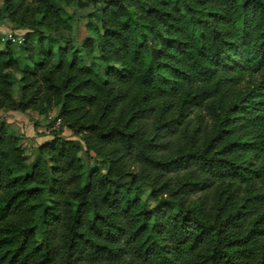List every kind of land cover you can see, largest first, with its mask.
<instances>
[{"label":"trees","instance_id":"obj_1","mask_svg":"<svg viewBox=\"0 0 264 264\" xmlns=\"http://www.w3.org/2000/svg\"><path fill=\"white\" fill-rule=\"evenodd\" d=\"M92 4L78 49L66 7ZM0 18L28 30L3 39L0 109L60 107L103 162L56 134L28 164L0 125V264H264V0H0Z\"/></svg>","mask_w":264,"mask_h":264},{"label":"rangeland","instance_id":"obj_2","mask_svg":"<svg viewBox=\"0 0 264 264\" xmlns=\"http://www.w3.org/2000/svg\"><path fill=\"white\" fill-rule=\"evenodd\" d=\"M93 8L94 4L85 10H79L80 8L78 9V7H66V9L71 14L74 13L76 18H81V22L78 24L76 32H65V36L71 37L73 34L76 36L74 46L78 49L83 45L87 38L92 36V33L87 27V23L90 17L89 14ZM95 23H97V21H95ZM27 33L28 30L26 28L21 27L12 20L8 18H0V49L5 47V42L3 39L13 42V39H24ZM13 47L16 50L18 49L17 45H14ZM80 53L84 57L86 63L91 64L90 58L87 52H85V49H82ZM95 54L98 55V52H95ZM101 75L103 74L101 73ZM20 79L21 76L17 73L15 75V81L13 85V98L16 102L19 101ZM133 93L134 91H132V94ZM59 110L60 107H57L54 110L48 112L46 115H40L38 112L33 110L21 112L8 108H2L0 109V125H4L7 129L14 130L16 134L20 136V146L25 150L28 164H33L35 162L40 148L48 141H51L53 139V135L60 134L64 138L80 143L81 150L79 152V157L85 167L92 170H102V158L97 157L94 152H88L86 144L82 141L80 135H78L73 128H70V126L66 125L64 121H61L58 129L59 132L58 130H52V127L59 120ZM149 193L150 189L148 187H144L142 195L143 199H146Z\"/></svg>","mask_w":264,"mask_h":264},{"label":"built area","instance_id":"obj_3","mask_svg":"<svg viewBox=\"0 0 264 264\" xmlns=\"http://www.w3.org/2000/svg\"><path fill=\"white\" fill-rule=\"evenodd\" d=\"M24 39H13V42H18V43H22ZM60 123H61V119H59L57 121V123L52 127V130H58L59 129V126H60Z\"/></svg>","mask_w":264,"mask_h":264}]
</instances>
